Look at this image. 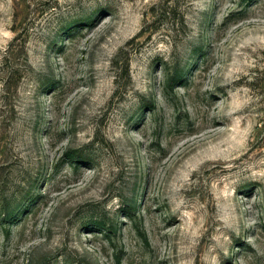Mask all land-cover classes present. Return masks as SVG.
Returning <instances> with one entry per match:
<instances>
[{
	"label": "rangeland",
	"instance_id": "374dc122",
	"mask_svg": "<svg viewBox=\"0 0 264 264\" xmlns=\"http://www.w3.org/2000/svg\"><path fill=\"white\" fill-rule=\"evenodd\" d=\"M165 1L0 0V264H264V0Z\"/></svg>",
	"mask_w": 264,
	"mask_h": 264
},
{
	"label": "trees",
	"instance_id": "16d2710c",
	"mask_svg": "<svg viewBox=\"0 0 264 264\" xmlns=\"http://www.w3.org/2000/svg\"><path fill=\"white\" fill-rule=\"evenodd\" d=\"M170 3H171V11H173L172 10V8H174L175 6H176V1L175 0H166L165 1V4H166V6H168V5H170ZM76 155V152L75 151H72V152H70V158L69 159H72V157L71 156H75Z\"/></svg>",
	"mask_w": 264,
	"mask_h": 264
}]
</instances>
